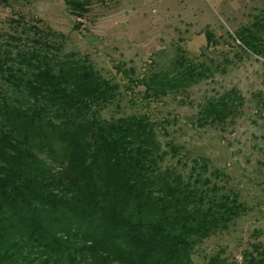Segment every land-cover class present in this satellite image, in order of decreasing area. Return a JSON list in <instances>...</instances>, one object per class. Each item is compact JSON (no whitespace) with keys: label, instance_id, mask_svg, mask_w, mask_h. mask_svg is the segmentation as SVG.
<instances>
[{"label":"trees","instance_id":"trees-1","mask_svg":"<svg viewBox=\"0 0 264 264\" xmlns=\"http://www.w3.org/2000/svg\"><path fill=\"white\" fill-rule=\"evenodd\" d=\"M239 35L264 57V20ZM40 39L0 51V264H196V246L244 213L238 195L216 186L206 158L183 169L166 161L180 148L159 139L163 126L149 113L101 119L116 85ZM195 72L138 86L156 99ZM242 103L227 91L207 99L197 120L222 124ZM252 248L240 262L217 253L204 264H264Z\"/></svg>","mask_w":264,"mask_h":264},{"label":"rangeland","instance_id":"rangeland-1","mask_svg":"<svg viewBox=\"0 0 264 264\" xmlns=\"http://www.w3.org/2000/svg\"><path fill=\"white\" fill-rule=\"evenodd\" d=\"M262 20L264 0H0V51L46 38L116 85L101 119L149 113L163 126L159 139L180 148L166 161L183 169L206 158L212 181L234 191L245 211L198 244L192 259L204 264L218 253L240 262L253 246L264 251V57L238 41L242 29ZM188 68L196 69L189 86L156 99L138 86ZM230 90L243 98L235 115L200 125L207 99Z\"/></svg>","mask_w":264,"mask_h":264}]
</instances>
